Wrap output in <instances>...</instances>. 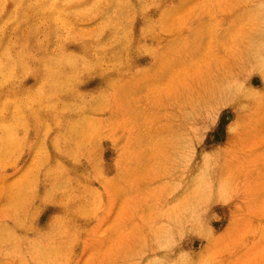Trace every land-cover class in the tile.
Returning a JSON list of instances; mask_svg holds the SVG:
<instances>
[{"label":"rangeland","instance_id":"obj_1","mask_svg":"<svg viewBox=\"0 0 264 264\" xmlns=\"http://www.w3.org/2000/svg\"><path fill=\"white\" fill-rule=\"evenodd\" d=\"M0 264H264V0H0Z\"/></svg>","mask_w":264,"mask_h":264}]
</instances>
